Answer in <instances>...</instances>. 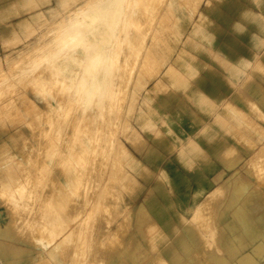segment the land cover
Returning a JSON list of instances; mask_svg holds the SVG:
<instances>
[{
    "label": "rangeland",
    "instance_id": "1",
    "mask_svg": "<svg viewBox=\"0 0 264 264\" xmlns=\"http://www.w3.org/2000/svg\"><path fill=\"white\" fill-rule=\"evenodd\" d=\"M90 1L0 0V184L3 178L14 185L26 184V190L37 196V210L52 202L54 187L64 178L51 153L54 137L50 129L55 126L50 108L57 105L53 98L71 108L63 121L67 126L62 146L78 126L84 145L85 135L93 132L91 120L99 121V108L113 89L111 82L115 86L124 83L119 77L126 74L124 67L131 66L124 61L136 58L125 40L118 38L119 33L110 34L119 60L109 54L101 58L96 49L102 41L96 35L98 28L86 32L79 28L88 8L74 12ZM163 1L162 6L168 8L145 36L120 104L122 110L112 112V122H119L113 126L116 147L108 146L105 152L109 154H101L103 177L90 192L93 196H88L95 203L94 217L103 204L107 206L111 214L107 219L100 215L107 225H90L94 232L83 243L59 241L60 249L51 258L40 254L33 241L21 243L0 236V264H264L263 232L256 240L244 239L234 215L238 209L251 219L246 205L264 201V97L257 102L249 96L245 103L225 107L222 86L212 91L204 88L209 65L216 80L224 77L225 41L231 59L230 36L239 37L249 30L264 36V0ZM66 17L73 21L62 31L59 23ZM146 26L145 22L138 32L144 33ZM129 33L130 40L137 43V33ZM108 45L105 41L100 48L112 50ZM209 51L215 52V61L208 58ZM226 73L233 81L240 77V71L228 69ZM179 97L194 108L183 110V117L193 118L196 133L189 129L179 133ZM208 97L218 108L208 103ZM62 111L60 115L66 112ZM211 111L216 113V130L221 132L214 137L222 147L226 145L215 152H208L203 140L208 136L206 122ZM201 118L206 120L205 128L199 124ZM222 139L226 142H220ZM7 142L14 148L5 149ZM119 149L127 151L129 165L119 158ZM61 152L63 156V148ZM208 154L215 166L202 167ZM203 174L213 176L202 178ZM248 183L249 189L242 190L241 184ZM5 199L0 196L2 230L16 214L6 207ZM68 210L71 215L84 213L82 206L73 207L71 202ZM29 215L30 223L37 224L34 228H41L39 213ZM123 249L128 255L121 258Z\"/></svg>",
    "mask_w": 264,
    "mask_h": 264
},
{
    "label": "bare ground",
    "instance_id": "2",
    "mask_svg": "<svg viewBox=\"0 0 264 264\" xmlns=\"http://www.w3.org/2000/svg\"><path fill=\"white\" fill-rule=\"evenodd\" d=\"M123 1H125V0H104V1L103 0H92L89 3L82 5L80 8H78L77 10L74 11V12L79 11L80 13H82V12H84V10H83L84 8H88L87 12L85 11V13L83 14L84 15L83 16L84 21L82 22V24L79 28L85 32H86V30L89 31L91 29V27H93V26H96L98 28L96 35H97V38H99V39L101 38L102 41H101V43H98L96 49H97V52L100 55H102L101 58H103L105 54H107V55L109 54L110 58H112L113 60H115V61L119 60L118 59L119 58V50L111 41V38H110L111 33L114 35L119 33L120 35L118 38L125 40V43L130 48L129 51H131L132 54L134 56H136V58H137V55L140 51V48L144 47L145 36L149 32V30L152 26V22L158 21L161 17L163 18V16H159V15H161L163 13H164L163 15H165V10L168 8L167 4L165 7L162 6V4L164 2L163 0H162L163 2L161 0H133V1L131 0L132 1L131 3H127V0L125 2H123ZM124 5H125V8H123ZM190 11H191V9H190ZM158 17H160V18H158ZM156 18H158V19H156ZM162 18L160 20H162ZM69 20L73 21L72 19H68L67 17L60 21L59 27L62 28L61 29L62 31L67 30L68 25H66V24L68 22H70ZM145 22H146L148 28L145 29L144 33H139L138 29H140L141 26ZM93 23H95V24H93ZM90 24H93V25H90ZM107 24H109V27L107 26ZM11 31L12 30H8L7 33H10ZM129 31H133V32L137 33V34H135L139 38V41L137 43H133L130 40ZM82 33H84V32H82ZM82 35L83 34H81L80 37H82ZM105 41H106V43L109 44L108 46H110L109 47L110 49H111V47L113 48L112 50L108 51V50H104V49L100 48L102 43H104ZM70 58H72V57H70ZM136 58L132 59L129 57V59H126L124 61V62L127 61V64L131 65L129 67L126 66V68L124 67L123 70L127 69L126 74H122L119 77V78L125 80L124 83H122V84L120 83L117 86H115L114 83L111 82V84H112L111 87L113 89L109 92L108 97L106 98L105 104L104 105L102 104V106L99 108V113H100L99 121L97 122L95 120V117L91 120V122H92L91 124L93 126V132L89 135H87V134L85 135V139H84L85 144L84 145L81 144V142H80L81 130H80V126H78V129L76 128V130L73 132L72 136L70 137L69 142L66 145L62 146L61 140H62L63 135H64V128H65V126H67V123L63 122V121H64L65 117H68V111L71 108L67 107V106L62 107V105L59 103V99L53 98L57 102V105L55 108H52V107L50 108V110H52V112H53L51 121L53 122L52 124L55 126L54 129L53 128H51L52 130L50 129L51 133L53 131L52 137H54V138H52L53 150H51L52 151L51 153H52L54 164H57L58 168H61L64 171V174H63L64 178L62 179V181L60 183H57L55 185V187H54L55 193L52 197V202L48 201L46 204L43 205L42 209H40V210L36 209L37 204H36V202H34V200L36 199L37 196L33 190L27 191L26 190V187H27L26 184H24V185L19 184L20 185L19 186L17 183V185H14L10 182L9 179L3 178L1 180L0 187L2 190V194L6 197V199H5L6 204L5 205L7 208L15 210L16 214H14L11 224H9L4 230L0 229V236L1 237L16 240V241L21 242V243H26V240L33 241V243L39 247L40 254H44L45 257L51 258V257H54V253L55 254H56V252L58 253V251L60 249V247H59L60 242L59 241L62 240L65 242H71L73 240H76L79 242L82 241V243H83L85 236L93 231L91 226H97L100 223H103L102 225L105 224V226L107 225V222H101L102 218L107 219V217L111 214L107 211V209H106L107 206H105L103 204V207L101 206L102 208H100L99 210H96V212L98 211V216L96 215V217H94L95 211L93 210V208H94L95 203L93 202L94 204L92 205L91 204L92 201L90 200V197H88V196L90 195V192L95 187L96 182L100 180L101 176L103 177V174H102L103 170L101 169V166L103 165V163L101 165L100 162H101V159H104V158H102L103 156H101V154L104 153L105 155H107L106 153L108 152V150H107V152H105V150L107 148H109L108 146H112L115 143L114 140H116V138H117L114 135L116 128H113V126H115L117 123L115 122L116 123L115 124L114 122H112V117H113L112 112H116L117 114H119V112L122 110V106H120V104H121L123 98L125 97L124 95L126 94V88L128 87V85L130 83L129 80H130V77L132 76L133 64H134ZM174 63H176V62H174ZM154 71H156V69ZM148 76L151 77L152 75L148 74ZM109 80L111 81V78ZM138 83L141 84V82H138ZM138 83H136V84H138ZM35 98H36V101H38V103H40L41 107H45V106L41 105V98H39L38 96H36ZM63 108L66 112H64L63 115H60L59 113L63 112L62 111ZM236 110L237 109L234 108V112H236ZM239 117H237V118L239 119ZM241 119L242 118H240L239 121H241ZM52 124L50 127H53ZM118 124H119V122H118ZM118 124L116 126H118ZM43 131H45V130H43ZM48 135H49V132H48ZM49 136H51V134ZM83 136H84V134H83ZM114 137H116V138H114ZM50 142H49V144H50ZM7 143L9 145L6 146L5 149L10 150V149L14 148L13 146H10V142H7ZM24 145H26V144H24ZM113 146H115V145H113ZM62 148L64 149V155L63 156L60 155V154H62V152H61ZM111 148H113V147H111ZM109 150H111V149H109ZM114 152H116V150ZM108 154H109V152H108ZM118 155H119V158L124 160L127 165L130 164L131 161L129 162L130 158H129L127 151L120 150ZM99 156H101V157H99ZM115 156H116V154H115ZM115 156H113V157H115ZM4 159H5V156H4ZM107 159L109 160V157ZM106 163H109V162H106ZM106 163H105V165H106ZM118 165H120V164H118ZM113 170H114V168H113ZM105 172H107V171H105ZM126 173H127V171H126ZM41 175H39V176H41ZM111 175H112V173H110L109 176L107 175V177L110 178ZM117 175H118V173H117ZM25 176H27V175H25ZM117 179H118V177H117ZM123 179H124V177H123ZM20 180H23V179L21 178ZM28 180H30V179H28ZM109 180L111 181V179H109ZM107 181H108V179H107ZM21 182L22 181H19V183H21ZM24 182H28V181H24ZM35 182H37V181H35ZM116 183H117V181H116ZM108 185L111 186L110 184H108ZM250 185H251V183L241 184V187H242L241 189L242 190H248ZM34 186L38 187L40 185H38V186L34 185ZM105 186H107V185H105ZM117 187H119V186H117ZM117 187H115V188H117ZM95 188H97V187H95ZM35 190H36V188H35ZM108 191H110V190H108ZM114 191H112V192H114ZM120 191H118V192H120ZM82 192H84V196H83ZM85 193H87V195H85ZM103 193H104V191H103ZM2 194L0 195L1 197H3ZM90 196H93V195H90ZM108 197H109V195H108ZM32 200H33L34 204H31ZM127 201L128 200L124 201V203H126ZM70 202H71V205L73 207L74 206H76V207L82 206V208L84 210V213L82 214V216H81L80 211L74 215L69 214L68 206H69ZM113 204H115V203H113ZM246 209L248 210L249 214H251L253 216L251 219L248 218L247 216H242L240 210H238V209L234 210V215L236 216L238 224L240 226V233H241L240 235H242L244 239L256 240L259 238V235L261 234L260 232H263L262 234L264 236V201H259V202L256 201L255 205L247 204ZM13 213H15V212H13ZM38 213H39L40 219L42 220V224H40V225H42V227L41 228H34V226L37 224L36 223L31 224L30 221L28 220V215L29 214L30 215L31 214L36 215ZM100 215L102 216V218L100 217ZM11 217H12V215H11ZM123 222H124V220H123ZM125 224L127 225L128 223H125ZM89 229H90V232H89ZM101 229L105 230L106 227L102 226ZM109 232H111V231H109ZM105 235H103V238ZM96 236H98V234ZM103 238H100V239H103ZM194 239H195V237L192 234H190V241L192 243L195 242ZM9 242H10V240H9ZM90 242H92V241L90 240ZM75 243H77V242H75ZM89 245H88V247H90ZM193 245H194V247L195 246L197 247V245H195V243ZM88 247H86V248H88ZM261 248L263 249V247H261ZM85 251H87V250H85ZM109 254H114V253L111 251V252H109ZM72 255L75 256L76 253L75 254L72 253ZM86 255H88V254H86ZM126 255H128V253L126 252V250L123 249L120 253V257L124 258ZM77 257H78V255H77ZM191 263H192V261H189V264H191ZM164 264H167V263H164ZM192 264H194V263H192Z\"/></svg>",
    "mask_w": 264,
    "mask_h": 264
},
{
    "label": "crops",
    "instance_id": "3",
    "mask_svg": "<svg viewBox=\"0 0 264 264\" xmlns=\"http://www.w3.org/2000/svg\"><path fill=\"white\" fill-rule=\"evenodd\" d=\"M247 6L251 7L250 4H247ZM253 14H255V12H253ZM229 38L232 40V50L230 52L231 59L228 60L227 41H225L224 77L216 80L215 74L212 73V71L214 70H212L209 65L206 86L203 83V79L201 81L204 84V88H206L208 91H212L215 90L216 87L222 86L224 89L223 101L225 107L227 105H229L230 107L233 103L236 105L245 103L247 102V99H249V96L252 100L254 99L257 102H263L264 78L262 76V73L264 71V36L262 32L258 30H249L242 36H230ZM208 58L215 61V52L212 53L209 51ZM228 69L240 71V77L237 80L233 81L226 73ZM196 88L200 89V87ZM208 103L213 105L214 108H218L216 102L209 97ZM186 109L193 110L194 108L179 97V114L182 115L179 117L180 134H185L186 129L194 131L195 127L193 118H190L188 116L183 117L185 115V112H183V110ZM209 114L211 115H209V118L206 122L208 136L207 138H203L204 141H207L204 142L206 146L204 148H207L208 152H215V150L225 149L226 145L222 147L221 144L217 143L216 137H214L216 136V134L221 135V132H217L215 127L216 113H212L211 111ZM205 121L206 120L202 118L199 119V124H202L203 128H205ZM194 133H196V131H194ZM220 142L225 143L226 140L224 141V139H222L220 140ZM203 162L204 165L202 167H205L206 165L208 167L215 166V161L211 158L210 154L207 155V158H203ZM200 165V162H198L197 166L199 167ZM201 172L203 173V170H201ZM212 176L210 174H203L202 178H210Z\"/></svg>",
    "mask_w": 264,
    "mask_h": 264
}]
</instances>
